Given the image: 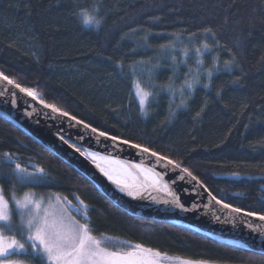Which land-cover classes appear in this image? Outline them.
Instances as JSON below:
<instances>
[{"label": "trees", "instance_id": "trees-1", "mask_svg": "<svg viewBox=\"0 0 264 264\" xmlns=\"http://www.w3.org/2000/svg\"><path fill=\"white\" fill-rule=\"evenodd\" d=\"M85 12L100 20L99 27L83 23ZM209 28L215 40L208 34L212 50L204 51ZM177 42L187 45L184 65L179 54L170 61ZM196 48L203 53L202 72L212 69V77L207 87L208 79H200L191 95L184 89V106L177 96L193 78ZM233 57L226 68L224 61ZM0 72L99 131L180 163L217 199L264 212V0H0ZM137 80L152 92L144 112L131 96ZM75 82L91 85L101 105L94 106L92 92ZM17 162L29 171L42 167L46 178L21 183L13 173ZM0 187L10 204L13 195L29 190L73 204L78 197L89 206L98 237L181 259L264 264V256L194 228L128 215L76 168L1 117ZM12 222L9 235L22 239L15 208Z\"/></svg>", "mask_w": 264, "mask_h": 264}, {"label": "snow or ice", "instance_id": "snow-or-ice-1", "mask_svg": "<svg viewBox=\"0 0 264 264\" xmlns=\"http://www.w3.org/2000/svg\"><path fill=\"white\" fill-rule=\"evenodd\" d=\"M82 20L86 26L99 27L100 20L96 19L94 15L82 13ZM208 34L215 40V33L212 29H205L206 39L202 44L204 51H211L212 48L207 42ZM191 39V37L189 38ZM217 44L218 41H215ZM163 47V46H162ZM195 52L198 55L197 63L203 64V60L199 59L203 55L201 48H196ZM185 50V56H187ZM219 59L218 57L216 58ZM235 57L230 60L224 61V66L230 68L234 63ZM217 65L214 64V67ZM135 71V69L133 70ZM191 71V70H190ZM200 73L197 71L191 80H185L184 88H181V105L186 106V101L183 98L184 89L188 90L189 95L195 90V85L200 83ZM207 77L209 81L212 77V69H207ZM0 80L7 81L8 85H14L21 93L31 97L33 101L39 100L45 109H50L52 113H58L60 116L66 117L75 124L82 125L84 129H90L91 133H98L100 137H105L107 140L120 144L130 145L134 149H139L144 153L150 154L155 157L157 161L166 162L171 165L173 169H179L184 175H180L178 179L183 181L185 176L196 181L200 187L208 192L216 204L221 205L222 209H227V215L235 214L232 217L233 222L240 217H252L262 222L260 225H252L249 221H244L249 224L253 231L264 233V212H257L243 207H235L231 203H226L222 199H217L211 191L199 180V178L186 167L176 161L169 159L166 156L160 155L156 151H152L149 147L140 145L138 143H131L127 139H120L118 136L109 135L106 131H99L97 128L92 127L90 124L85 123L81 119L70 115L66 111H62L54 104L44 103L43 99L38 97L36 92L30 88L22 87L14 80L9 79L7 75L0 72ZM206 87L209 85H205ZM135 96L138 100V105L142 111H146L149 104V98L152 92L146 91L141 86L140 82L135 81ZM172 92V88L168 89ZM7 91V89H4ZM12 93V96H15ZM174 95V92H173ZM13 103L15 101L13 100ZM174 115V113H172ZM60 139L69 144V140L63 136ZM80 139H83L82 137ZM75 151L79 152L82 156L90 159L99 169V171L108 178L112 183L118 185L121 191H127L129 196L137 195V191L133 186L118 180L114 176V170H109L104 166V163L111 164L113 161L107 155H102L96 151H82L80 147L69 144ZM107 147V146H106ZM6 160L13 159L11 153L4 154ZM100 161V162H98ZM103 162V163H101ZM139 167V166H137ZM15 178L21 183H35L38 180L46 178L45 170L42 167L36 166L34 171H29L26 167H22L20 163H15L13 167ZM156 177L152 181V186L158 190L164 191L167 195L172 197L171 201H163L164 203H173L175 206L183 208L180 202V196L174 191L169 183H161L163 175L159 172L153 173ZM177 178L173 179V183ZM78 204H73L67 197H62L58 194H51L47 198L37 196L35 193L26 192L21 198H16L15 195L11 197L12 204L9 203V198L4 195V190L0 187V264H25V261L18 259L19 256H28L30 259L39 261V264H160L159 258L161 253L151 248H146L141 244H128L124 242L123 246L114 249L111 245L112 238L107 236L94 235L91 221L88 215L89 206L83 200H79ZM12 208L17 210L20 221V228L22 230V239H17L16 235H9L15 231V226L12 222ZM75 211L81 219H77L72 211ZM186 210V209H185ZM219 218V217H218ZM178 264H209L205 260H191L183 259L178 260Z\"/></svg>", "mask_w": 264, "mask_h": 264}, {"label": "water", "instance_id": "water-1", "mask_svg": "<svg viewBox=\"0 0 264 264\" xmlns=\"http://www.w3.org/2000/svg\"><path fill=\"white\" fill-rule=\"evenodd\" d=\"M12 93L16 95L12 96ZM0 117L14 123L57 157L76 168L94 183L113 205L128 215L171 226L191 227L220 244L264 256V233L253 231L244 221L257 226L262 222L252 217H240L233 222L234 213L229 217L228 210L216 204L208 192L191 178L185 176V179L180 181L178 177L184 174L179 169H173L171 165L165 167L166 162L157 161L150 154L130 145L113 142L100 137L98 133H91L90 129H84L82 125L75 124V121L52 113L50 109H45L39 100L33 101L14 85H8L7 81L2 80ZM61 136L69 140V144L80 147L82 151H96L111 159L146 168L152 174L161 173V183H169L180 196L184 207H177L171 202L164 203L165 200L171 201L172 197L149 184L152 180L146 184L147 192L139 198L123 195L90 159L65 144L60 139ZM81 137L83 139H80ZM174 178L177 179L173 183Z\"/></svg>", "mask_w": 264, "mask_h": 264}, {"label": "rangeland", "instance_id": "rangeland-1", "mask_svg": "<svg viewBox=\"0 0 264 264\" xmlns=\"http://www.w3.org/2000/svg\"><path fill=\"white\" fill-rule=\"evenodd\" d=\"M187 44L189 45L188 42H187ZM185 50H187V45L185 44V42H177L176 46H174L171 49L170 61H172L173 63H176V60L177 59H175L176 57H174V55L179 54V56L181 58V63H182V65H184L185 62H186V60H187V57H188V54H187V56H185ZM187 53H188V51H187ZM203 66H204L203 64H198V65L195 66V69L193 68L194 70L191 71L193 76L196 74L197 71L200 73L199 80L200 79L202 80L203 78H205L206 80L208 79L207 73L202 72ZM208 82H209V79L207 81V85H208ZM75 83L78 85V87L80 88V90H83V91L89 90V91L92 92V94H93L92 95V98L95 100V101H92V104L94 106L101 105L100 96H99V94L97 95V93L94 91V89L91 87V85H85V84H83L81 82H75ZM198 86H201V84L200 83L199 84H196L195 85V88L198 87ZM135 90L136 89H135V85H134V87L132 89V92H131V96H132V100L134 101L135 108H137L136 103L138 105V100H137V97L135 96ZM180 96L181 95L177 96V98L180 97ZM140 110H141V108H140ZM142 112H144V111H142ZM111 160L113 161V163H111V164L115 165V167H117V168H120V167L121 168H123V167H135V168H139V169L144 170L147 176L149 175L150 177H153V174L149 170H146V168H143L141 166L137 167L136 165L123 163V162L117 161L115 159H111ZM109 170H113V168L111 167ZM115 176H116V174H115ZM117 179L118 180H121L122 182L130 185L131 180L128 177L126 178L125 175H123V177H117ZM27 192L34 193L33 190H29ZM51 194L43 195L42 197L47 198ZM15 196H16V198H21L23 196V194L22 195L15 194ZM37 196H39V195H37ZM72 214L78 219V216L79 215L77 213H75L74 210L72 211ZM120 243H123L124 244V242L112 238L111 245H112V247L114 249H117V245H119V248L121 246H123V244H120ZM159 260H160V264H178V260H183V259L178 258V257H169V256H166V255H161V257L159 258ZM209 264H213V263H209Z\"/></svg>", "mask_w": 264, "mask_h": 264}, {"label": "bare ground", "instance_id": "bare-ground-1", "mask_svg": "<svg viewBox=\"0 0 264 264\" xmlns=\"http://www.w3.org/2000/svg\"><path fill=\"white\" fill-rule=\"evenodd\" d=\"M101 163H103V162H101ZM104 165L106 167H108V168L110 166L113 168V170H114L113 174H114V176L116 174V176H115L116 179H117V177H123V175H125L126 178L128 177L131 180L130 185L133 186L134 190L137 191V193H138L135 196H129L127 194V191H121L120 187L118 185L112 183L109 180L123 195H125V196H127L129 198H139L140 196H142L148 190L146 184L148 185V182L150 180L153 181L154 179H156L155 176H153V178L150 177L149 175L147 176L145 171L142 170V169H139V168H135V167H123V168L120 167V168H117V167H115V165L107 164V163H104ZM152 181L149 182V184L152 185Z\"/></svg>", "mask_w": 264, "mask_h": 264}]
</instances>
